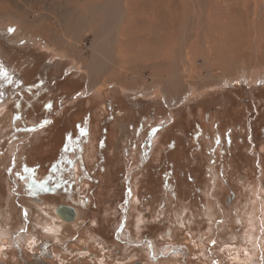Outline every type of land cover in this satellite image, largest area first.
Returning <instances> with one entry per match:
<instances>
[{
	"label": "rangeland",
	"instance_id": "rangeland-1",
	"mask_svg": "<svg viewBox=\"0 0 264 264\" xmlns=\"http://www.w3.org/2000/svg\"><path fill=\"white\" fill-rule=\"evenodd\" d=\"M101 5V0H0V253L10 249L17 254L14 243L24 250L32 233L45 230L28 227L36 212L44 215V221L53 220L57 233L50 249L71 255L69 263H75L80 241H90L89 227L76 232L78 223L66 226L55 219L54 206L68 199L81 205L97 197L100 204L105 195L99 210L114 211L118 204L121 213L114 228L127 236L130 177L133 171H142L153 180L145 184L150 194L139 207V217L154 221L162 215L165 220L154 231L176 228L178 213L185 216L184 207L186 215L191 209L196 212L191 227L205 228L198 213L207 200L218 198L222 206L231 204L233 214L225 220L243 225L245 241V225L254 212L255 240L248 243L253 253L263 247L264 255V60L255 70L249 51H244L239 62L233 59V66L225 62L222 69L203 67L184 77L177 51L140 44L118 50L124 11L110 9L103 25ZM151 38L159 39L158 34ZM198 49L203 52L200 44ZM261 50L264 53V45ZM114 60L119 69L111 65ZM196 65L202 66L203 59L199 57ZM256 72L261 81L251 85L241 81ZM185 78L198 86L202 80L207 83L198 94L186 92L184 99L171 105L164 88L183 86ZM114 187L122 188V195L109 198ZM231 190L236 197L229 201ZM50 191L61 198L53 202L45 195ZM34 192L43 204L34 201L36 196L30 195ZM50 202L52 206L45 207ZM161 204L166 206L163 210ZM146 207H151L149 213ZM240 207L243 222L235 215ZM182 226L176 230V243L190 239ZM5 230L13 242L10 246L2 244ZM159 234L157 238L162 237ZM146 241L142 237L136 242ZM238 245L235 252L243 256L247 244ZM162 246L159 241L154 250ZM179 246L186 251L187 262L189 253L199 255L197 245ZM137 249L155 256L145 247ZM27 251L32 253L31 248Z\"/></svg>",
	"mask_w": 264,
	"mask_h": 264
},
{
	"label": "bare ground",
	"instance_id": "bare-ground-1",
	"mask_svg": "<svg viewBox=\"0 0 264 264\" xmlns=\"http://www.w3.org/2000/svg\"><path fill=\"white\" fill-rule=\"evenodd\" d=\"M116 1L119 2L118 7L114 3ZM101 2L104 14L103 25H107L108 23L110 9L113 10V8H115V10L121 11L122 9L124 11V20L119 30L120 39L118 50H122V46L129 47L140 44L139 46L164 47L169 49L170 52L177 51L176 55L178 60L182 64V68H184V77L191 75L192 72L194 74H196V72L200 73L201 71L198 69L203 67L211 68L208 69L211 71L216 67H220L225 62L233 66V62H235L233 59L237 58L236 61L239 62V53L244 51H249L247 57L252 58V61L257 65L255 70L261 66L262 60H264L261 50L264 45V0H101ZM190 11H192V13H190ZM173 19H176L175 22L172 21ZM181 31H183V35L180 39H177V35ZM153 34H158L159 39L153 41L151 38ZM195 36L197 39L195 42H192ZM156 42L158 44L153 45ZM199 44L200 48L203 49L202 53H199ZM214 48L218 51H215ZM211 49L212 53H210ZM222 55L227 56V58L225 59L223 56V59L219 60ZM199 57L203 59L202 66L196 65ZM115 63L114 60L111 65L119 69V67H121L119 62ZM226 66L229 68L228 65ZM246 67H249V60H246ZM89 68L92 70L93 66L90 65ZM118 73H120V71H118ZM205 76L207 77V75ZM261 78L262 75L258 72L248 73L246 77H243L244 80L241 81L251 85L257 80L261 81ZM96 82L95 80L93 83L95 84ZM196 82L198 81L196 80ZM201 82L202 85L198 86V84L194 82L190 84L188 79L185 78L183 86L178 83H174L171 88H164V86V94L171 105H176L181 99H184V97H182L184 93L187 92L188 94L196 95L199 89L207 83L206 80H202ZM181 86L183 88H181ZM158 92L159 90L154 93L156 94ZM74 208L76 213H80V208H77V206ZM60 213L62 217H58L59 213L57 215L54 214L56 220L64 224L72 222L71 220L65 219L69 212L61 210ZM254 216L255 214L253 212V215L250 218L248 217V221L250 220L247 223L248 225H245L247 229L245 230L247 247L243 250L244 255H237L235 258L239 257L238 259H241L245 264H258L259 262L264 264V255L260 252L262 249L260 248V251L255 253L253 257L252 255L254 253L250 250L249 241L255 240V237L253 238L251 235L254 229V222L256 221L253 222ZM47 223L50 229H52V221ZM6 231L7 230H5L4 235H2L5 242L8 241V236L6 235L8 232ZM262 240L264 242V237ZM180 250L183 249L181 248ZM151 251L150 249L149 253H151ZM3 253H6V256H4ZM185 253L186 252H184V254ZM251 253L252 255H250ZM183 256L182 252L179 258H171L168 262L172 264H183L182 259L187 261ZM9 259H12V262H18L15 252L13 253L10 249L2 250L0 253V264H8V261H10Z\"/></svg>",
	"mask_w": 264,
	"mask_h": 264
},
{
	"label": "flooded vegetation",
	"instance_id": "flooded-vegetation-1",
	"mask_svg": "<svg viewBox=\"0 0 264 264\" xmlns=\"http://www.w3.org/2000/svg\"><path fill=\"white\" fill-rule=\"evenodd\" d=\"M102 170L103 173H105V165ZM115 171L113 173H115ZM150 175V173L142 171H133L131 174L130 204L126 208V221L124 226L125 232L126 234H128L127 236H123L121 234L118 235L114 228V222L119 218V215L121 213V208L118 204H116L114 211L106 212L108 210L105 208L110 209V206L105 207L103 213L101 210H99L101 207H103L105 195L100 199L98 198L100 200V204L98 203L96 197L95 199H93V203L91 202L80 205L75 204L74 202H72V200L68 199L67 202L62 201L57 203L55 205L56 208L54 206L55 215L58 214L57 208L60 204L72 207L77 206V208H81V213H76V218L74 217V219L71 220V224L67 223L65 225L75 226L78 223L80 225V228H78L76 232L83 229L85 230V227H89L86 230L88 231L86 236L90 238L91 242L88 241V239H83V241H80V245L82 248L80 249L81 251L77 253V255L79 256L76 257V261L73 264H166V262L168 264V261H170L172 257L176 256L179 258V255H182L183 250H181V252L174 251V249L178 248L179 245H186L191 247L197 245V247H195L197 248V250H200L199 255L196 253L190 255L189 253L187 256V258L190 257L191 260L189 262H191V264H203L202 262H200V258L203 252L210 253L212 250L219 252L220 248L225 245L223 253H220L218 258H226L224 262H230L231 249L236 250V246H239L238 243L246 242L245 237L242 235L241 227L243 225L241 227H238L236 226L237 223L234 224V221L230 224L227 220H225L226 218H230V216L233 214L234 210L232 211L231 209H229V207H231V204L229 206L227 204H224L222 206L220 201L217 200L218 198L214 199V201H211V199L207 200V202L202 207V211L198 213L200 216H202H199L200 218L198 219H201L200 222L205 228L201 227L200 229H197L196 225L191 227V218L196 217V212L191 209L189 210V212H187L186 215V207H184L183 211L185 216L181 218L180 212L178 213L180 218L177 220L178 224L176 228L168 226L164 228L163 233L157 230H155V232L153 229L158 228L160 224L164 223L165 221L164 218L161 217L162 215L159 216L160 218L158 217L154 221H151V219L150 221L147 219L145 220V218L139 217V207L145 205V201L146 199H148V196L150 194L145 185L146 183L149 184L148 182L153 180L152 178H150ZM118 183L120 184V182ZM180 191L183 192L182 187L179 192ZM108 194L109 198H113L114 196L116 198L120 194L122 195V188L114 187L108 191ZM231 194L232 195L229 201H231L232 196L235 195L236 197L234 190H231ZM30 195L36 196L37 194L34 192ZM45 195L52 197V200L55 199L53 202L57 201L58 198H61L60 194L53 193L52 191L46 192ZM34 201L37 204H43L42 199L37 196ZM53 202H50V205L46 206V203H44V205L45 207H50L52 206ZM15 207L17 206L15 205L13 208ZM161 207L163 210V208L166 206L165 204H161ZM146 209L147 207L145 208V210ZM150 210L151 207H149L146 211L149 213ZM222 212H224L225 218H222V216H220ZM235 213L238 222H243L245 212L242 210V207L235 210ZM58 217H60L59 214ZM43 221L44 215L42 213H32L31 217L27 221L28 227L35 228L36 230L39 229V231L43 230L42 228H45V232L43 231L37 234L32 233L27 242V245L29 247L26 245V249L24 250L19 245L14 243L15 247L13 248H15V251L17 252L16 257L18 262L14 263L12 261H8V264H71L69 263L71 255L69 256L66 254V256H63L50 249V244L51 242H53L52 240L53 238H55L57 232H55L56 229L50 230V226L47 225V222L53 221L52 219H46L44 223ZM180 224L181 226L183 225L182 231L183 229L188 231L190 239L176 243L173 239L175 238V236H177L176 230H181V226H178ZM158 234L162 235V237L157 238ZM142 237H145L147 241L145 243L138 244L136 241ZM129 238L131 242L128 241ZM22 239L24 238L22 237ZM159 241L162 242V250L160 249V251H155L154 248L158 246ZM11 243L13 242H11V240L8 238V241L2 244H7L10 246ZM139 247H145L148 251H150L151 249L154 253L153 255L155 256H151L148 253L149 255L146 258L145 254L138 252L137 248ZM28 248L32 249V251H30L32 252L31 254L28 253ZM169 251L172 253H170ZM3 255L6 256V253H3ZM189 262L183 261L182 263L190 264ZM217 262L218 261L214 259L212 264H217Z\"/></svg>",
	"mask_w": 264,
	"mask_h": 264
},
{
	"label": "crops",
	"instance_id": "crops-1",
	"mask_svg": "<svg viewBox=\"0 0 264 264\" xmlns=\"http://www.w3.org/2000/svg\"><path fill=\"white\" fill-rule=\"evenodd\" d=\"M0 194H1V192H0ZM55 208H56V206H55ZM80 213H81V211H80ZM79 213V214H80ZM178 248H182V247H178ZM262 249V248H261ZM184 252H186L185 250H183V253ZM215 252V253H214ZM259 252V251H258ZM221 252L219 251V252H217V251H211L210 252V254L209 253H207V252H203V256H201V258H200V262H202L203 264H212V262L214 261V259H216L218 262H217V264H224V263H226V262H224L225 260H226V258H218V256H219V254H220ZM262 253H263V251H262ZM231 260H230V262H232V263H234L235 261H240L241 259H238L237 257L235 258V256H237L238 255V253H236L235 252V250H233V249H231ZM250 255H252V253L250 254ZM255 255V253L252 255V257ZM148 255H146V257H147ZM239 256H240V253H239ZM235 259V260H234ZM234 260V261H233ZM190 261V260H189ZM188 261V262H189ZM242 261V260H241ZM189 263H191V262H189ZM258 264H262L261 262H259Z\"/></svg>",
	"mask_w": 264,
	"mask_h": 264
},
{
	"label": "water",
	"instance_id": "water-1",
	"mask_svg": "<svg viewBox=\"0 0 264 264\" xmlns=\"http://www.w3.org/2000/svg\"><path fill=\"white\" fill-rule=\"evenodd\" d=\"M61 210L69 212L68 215H67V218L65 217V219H68V220H73L74 219V217L76 215V210H75L74 207L60 204L58 206V208H57V212L62 217V214L60 213ZM71 214H72V217H71ZM42 264H47V263H42Z\"/></svg>",
	"mask_w": 264,
	"mask_h": 264
}]
</instances>
